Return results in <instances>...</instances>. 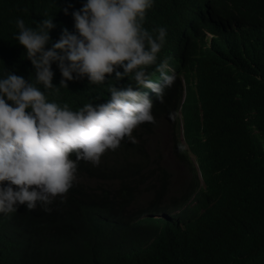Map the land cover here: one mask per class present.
<instances>
[{
    "label": "trees",
    "instance_id": "obj_1",
    "mask_svg": "<svg viewBox=\"0 0 264 264\" xmlns=\"http://www.w3.org/2000/svg\"><path fill=\"white\" fill-rule=\"evenodd\" d=\"M84 3L0 0V78L12 71L36 83L15 39L17 18L33 29L53 18L51 48L63 29L76 34L72 13ZM144 27L166 29L158 55L170 56L185 81L180 112L195 163L178 143L171 148L188 170L184 189L160 163L166 148L155 141L148 150L143 123L134 142L125 138L98 166L79 161L51 212L38 204L0 213V264H264V0H153ZM51 68L59 87L58 65ZM36 86L50 102L74 106L101 84L85 77L59 92ZM181 93L176 80L170 105L164 95L154 102L155 119L168 117Z\"/></svg>",
    "mask_w": 264,
    "mask_h": 264
},
{
    "label": "clouds",
    "instance_id": "obj_2",
    "mask_svg": "<svg viewBox=\"0 0 264 264\" xmlns=\"http://www.w3.org/2000/svg\"><path fill=\"white\" fill-rule=\"evenodd\" d=\"M152 6L153 0H86L72 13L76 34L63 29L51 48L46 45L55 27L53 18L37 22L35 29L17 18L15 39L35 69L36 83L12 71L0 78V213H14L21 205L34 211L38 204L51 212L49 206L57 197H66L76 181L79 161L98 166L125 138L134 142L132 133L143 123H150L147 137L153 142L148 144L154 148L158 141L166 148L161 164H166L174 143L195 163L180 112L184 78L170 56L158 55L166 29L144 27ZM53 63L63 77L59 87L52 83ZM85 77L101 87L74 106L50 102L36 86L59 92L68 87L67 81ZM176 80L182 86L177 107L169 109L168 117L155 119L154 102L163 103L164 95L169 106ZM160 125L169 135L165 140ZM154 217L166 219L164 214Z\"/></svg>",
    "mask_w": 264,
    "mask_h": 264
},
{
    "label": "rangeland",
    "instance_id": "obj_3",
    "mask_svg": "<svg viewBox=\"0 0 264 264\" xmlns=\"http://www.w3.org/2000/svg\"><path fill=\"white\" fill-rule=\"evenodd\" d=\"M208 37H209V35L206 34V38L207 39H208ZM158 128H159V130H160V132L162 134L163 139L165 140L169 136V135L166 134L167 132L165 133V125H160ZM170 131H171V129L169 127V131L168 132H170ZM151 148L152 147L149 144L148 150L151 151ZM148 155H150V158L154 157V153H149ZM172 159H173V155L171 153H169V154L167 153L166 154V158H165V161L168 164L167 170L174 171L175 172L174 176L178 177L177 183L175 184V188H176L177 191H179V190H181L183 188V185L187 181L188 170H186L184 168V164L178 162V160H176V159L174 161H172ZM191 160H192V158H191Z\"/></svg>",
    "mask_w": 264,
    "mask_h": 264
},
{
    "label": "bare ground",
    "instance_id": "obj_4",
    "mask_svg": "<svg viewBox=\"0 0 264 264\" xmlns=\"http://www.w3.org/2000/svg\"><path fill=\"white\" fill-rule=\"evenodd\" d=\"M207 10V9H206Z\"/></svg>",
    "mask_w": 264,
    "mask_h": 264
}]
</instances>
